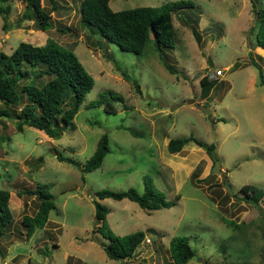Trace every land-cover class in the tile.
<instances>
[{"label":"rangeland","instance_id":"obj_1","mask_svg":"<svg viewBox=\"0 0 264 264\" xmlns=\"http://www.w3.org/2000/svg\"><path fill=\"white\" fill-rule=\"evenodd\" d=\"M52 1L54 10L51 0H42L50 15L46 32L21 20L25 6L21 0L10 1L8 30L2 29L0 17V52L9 55L20 42L42 46L52 40L74 53L93 86L73 119V129L57 140L27 126L17 132L15 120L0 118V139H8L1 142L0 190L9 192L12 214L0 240V264H172L169 241L179 236L187 237L196 252L187 264H259L264 197L260 213L241 201L239 190L250 185L264 193V86L257 85L248 59L251 52L264 77V49L255 45L253 14V6L262 9L264 0H110L113 11L177 1L194 5L183 11L189 26L172 15V49L163 48L159 54L151 39L141 55L122 51L105 39L101 49L91 47L88 32L79 23L82 0ZM163 62L179 74H170ZM37 71L31 70L26 83L41 87L48 78H35ZM205 71L218 83L208 98L201 99L199 79ZM115 96L122 100H113ZM100 97L103 103L93 106ZM26 104L21 95L20 105L12 109ZM107 104L115 113L105 112ZM204 107L210 115L201 112ZM104 133L109 153L100 168L82 174ZM190 136L202 148L190 142L179 153L169 154L171 139ZM210 145L219 163L218 175L211 174L213 161L204 151ZM53 151L75 165L59 162ZM145 178L173 206L146 213L126 200L99 201L109 210L106 222L115 235L145 233L136 257L110 260L102 249L107 241L93 234L94 193L128 188L143 193ZM226 182L229 197L223 189ZM42 185L49 186L55 209L45 227L27 237L22 218L33 217L38 205L27 192Z\"/></svg>","mask_w":264,"mask_h":264},{"label":"trees","instance_id":"obj_2","mask_svg":"<svg viewBox=\"0 0 264 264\" xmlns=\"http://www.w3.org/2000/svg\"><path fill=\"white\" fill-rule=\"evenodd\" d=\"M10 1L0 0V17L2 29L10 28L7 22L11 11ZM24 12L21 20L32 21L35 28L46 32L50 30L51 23L49 13L43 8L42 0H21ZM52 9H56L54 2ZM110 0H82L80 4V26L88 32L86 42L93 48L101 49L100 41L107 40L109 43L119 47L120 50L141 55L148 42L153 41L154 49L162 54L163 48L174 47V34L171 27L172 15L186 26L189 23L182 17L184 10L194 7L189 1L166 2L159 7H137L128 10L113 11L109 6ZM253 14L257 22L255 32V45L264 49V6L255 10ZM183 13V14H182ZM193 36L198 41V34L191 27ZM248 47L252 48L249 37ZM160 57V56H159ZM161 59V57H160ZM248 59L252 68L255 69L258 86H264L262 69L253 60L249 52ZM166 70L172 74H179V71L170 64L163 62ZM31 70H38L35 78H48V81L41 87L34 84H27L26 79L31 75ZM125 81L130 78L122 74ZM218 79L205 71L199 79L200 98H208L211 91L217 85ZM133 87L139 92V86L134 81ZM93 79L86 72L74 53L57 44L47 40L42 46H35L31 43L20 42L11 54L0 52V118L15 120L17 132H22L27 126L43 132L50 139H59L63 133L73 129V119L78 113L85 96L91 91ZM111 94V93H110ZM21 95L25 96L28 104L19 107L18 111L12 109L21 103ZM122 100L121 97L113 100ZM103 103L102 97L91 104ZM106 113H115L112 105H106ZM2 140L0 139V149ZM195 143L202 148V145L190 136L185 139H171L167 144L169 154H177L188 143ZM204 151L211 161L217 160L212 145L204 148ZM109 153L108 136L102 134L92 156L83 164L81 173H90L100 168L103 159ZM56 159L69 165H75L73 160L55 153ZM83 180V177H82ZM143 193L134 188L125 191H111L102 189L94 193L92 200L94 205L93 234H98L107 242L102 245L106 257L114 261H130L137 256L139 246L145 239L144 231L117 236L109 228L106 217L109 210L99 201L110 199L115 202L126 200L135 203L146 213L169 209L172 202L165 199V195L156 190L148 179H144ZM40 188L27 192L34 195L38 201L37 210L33 217L23 216L22 225L26 228V236L30 237L36 229H43L48 221V216L55 209L52 195L48 192L49 186L42 185ZM241 201L250 204L253 208L262 213L261 201L264 193L256 187L245 185L240 190ZM229 197V193H226ZM235 196V195H234ZM20 198L21 195L19 194ZM9 192L0 190V240L7 234L12 222V214L9 209ZM264 219V217H263ZM229 224H231L229 222ZM169 253L172 264H187L196 256V252L189 245L187 237H173L169 241ZM87 264V263H82Z\"/></svg>","mask_w":264,"mask_h":264},{"label":"water","instance_id":"obj_3","mask_svg":"<svg viewBox=\"0 0 264 264\" xmlns=\"http://www.w3.org/2000/svg\"><path fill=\"white\" fill-rule=\"evenodd\" d=\"M200 110H201V112L204 113L205 115H210V111H209L208 108L204 107V108H201ZM53 153L55 154L56 152L53 151ZM55 155H56V154H55ZM211 174H213V175H218V174H220L219 163H218L217 160H214V161H213V167H212V170H211ZM223 189H224L227 193H229L230 196L232 195V192H231L229 186L227 185V182L224 184ZM263 259H264V247H263L262 252H261V255H260V260H261V261H260L259 264H262Z\"/></svg>","mask_w":264,"mask_h":264},{"label":"built area","instance_id":"obj_4","mask_svg":"<svg viewBox=\"0 0 264 264\" xmlns=\"http://www.w3.org/2000/svg\"><path fill=\"white\" fill-rule=\"evenodd\" d=\"M216 75H218V76L221 75V71H217Z\"/></svg>","mask_w":264,"mask_h":264}]
</instances>
